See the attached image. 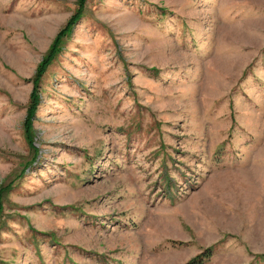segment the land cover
<instances>
[{
    "label": "rangeland",
    "instance_id": "rangeland-1",
    "mask_svg": "<svg viewBox=\"0 0 264 264\" xmlns=\"http://www.w3.org/2000/svg\"><path fill=\"white\" fill-rule=\"evenodd\" d=\"M202 255L264 264V0H0V264Z\"/></svg>",
    "mask_w": 264,
    "mask_h": 264
},
{
    "label": "trees",
    "instance_id": "trees-1",
    "mask_svg": "<svg viewBox=\"0 0 264 264\" xmlns=\"http://www.w3.org/2000/svg\"><path fill=\"white\" fill-rule=\"evenodd\" d=\"M58 37V36H57ZM26 138H28V135L26 136ZM209 254V253H208ZM206 254V255H208ZM205 255V256H206ZM204 255L200 256V258H197V259H194V260H191L190 262H186V263H182V264H201L203 260H201L202 258L205 257Z\"/></svg>",
    "mask_w": 264,
    "mask_h": 264
}]
</instances>
